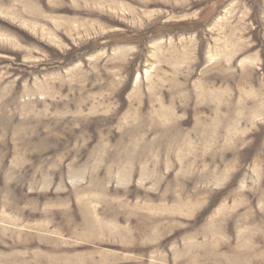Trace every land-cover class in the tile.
I'll return each mask as SVG.
<instances>
[{"label": "rangeland", "instance_id": "obj_1", "mask_svg": "<svg viewBox=\"0 0 264 264\" xmlns=\"http://www.w3.org/2000/svg\"><path fill=\"white\" fill-rule=\"evenodd\" d=\"M0 264H264V0H0Z\"/></svg>", "mask_w": 264, "mask_h": 264}, {"label": "bare ground", "instance_id": "obj_2", "mask_svg": "<svg viewBox=\"0 0 264 264\" xmlns=\"http://www.w3.org/2000/svg\"><path fill=\"white\" fill-rule=\"evenodd\" d=\"M139 78H140V75H139L138 79H139ZM138 79H137V80H138Z\"/></svg>", "mask_w": 264, "mask_h": 264}]
</instances>
